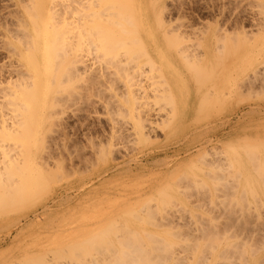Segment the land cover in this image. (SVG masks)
Here are the masks:
<instances>
[{
  "label": "rangeland",
  "instance_id": "obj_1",
  "mask_svg": "<svg viewBox=\"0 0 264 264\" xmlns=\"http://www.w3.org/2000/svg\"><path fill=\"white\" fill-rule=\"evenodd\" d=\"M26 1L0 0V84L11 91L5 92L7 101L16 99L11 94L19 89L14 86L20 80L25 81L23 84L33 81L23 65L29 52L22 47L28 42L25 47L21 44L25 39L21 31L30 28ZM66 1L51 0L56 13L63 12L61 17L67 14ZM152 1L134 0V5L151 18L137 23V37L148 45L169 47L170 66L162 75L167 84L159 76L150 77L158 73L147 71L149 65L144 66V74H136L137 80L131 85L122 77L109 82L103 68L99 70L106 63L89 53L93 57L90 55L92 59L89 57L86 65L94 71L81 73L80 69L75 74L73 70L70 81L69 75L60 77L65 70H58L63 72L60 74L56 71L59 76H53L54 71L51 76L56 79L46 77V94L44 90L40 94L46 104L41 102L43 107L40 103V108L29 109L20 133L9 139L0 135V169L3 153L20 161L12 165L13 175L5 173L0 181V264H112L114 248L119 249L125 241L131 243L126 238L136 234L132 230L137 231L136 243L141 238V247L147 246L142 250H150L156 241L158 245H154L161 244L163 250L172 242V247L169 243L164 249H172L165 253L170 257L162 261L158 258L160 264H264V174L257 173L260 165L264 172V112L255 109L264 105V84L261 87L259 83V78H264V0ZM48 11L45 9L46 15ZM61 17L57 14L56 21ZM22 19L28 22L26 30ZM17 21L20 32L15 30ZM14 64H22L29 78L24 70V76L17 78V66L11 67ZM9 68H13L10 73ZM98 70L102 77L95 79ZM255 71L256 78L260 76L257 81L252 79ZM167 89L174 104L168 101ZM163 95L168 100L162 99ZM15 101L10 102L16 106L6 100L0 102V128L16 123L15 113L19 111L15 109L19 110L20 102ZM129 101L136 102H131L136 110L130 104L129 108ZM140 110L148 113L145 115L152 121V129L140 132L136 128ZM170 116L174 119L168 122ZM185 143L188 152L182 151L177 160L165 158V150ZM253 150L258 152L257 163L248 157ZM150 153L156 159L146 163L143 158ZM136 162L141 165L129 170L127 165ZM248 179L256 196L251 195L254 191H247ZM46 204L51 209L43 213ZM27 216L30 219L26 220ZM97 247L110 250L99 253L95 252ZM145 249L144 253L149 252ZM154 251L147 253L152 257L148 261L154 263L153 254L165 256L160 249ZM146 260L139 264H146Z\"/></svg>",
  "mask_w": 264,
  "mask_h": 264
},
{
  "label": "bare ground",
  "instance_id": "obj_2",
  "mask_svg": "<svg viewBox=\"0 0 264 264\" xmlns=\"http://www.w3.org/2000/svg\"><path fill=\"white\" fill-rule=\"evenodd\" d=\"M25 1V0H24ZM31 1V3L29 2V0H27L26 2L30 5V6H28V4H26V5H24L25 6V10H26V8H27V10L25 11L24 9V11L26 12V13H28L27 14V16L30 18L29 19V25H30V28H29V30L27 31L26 29V23H28V22H24L25 20L24 19H22V21L24 22V24H25V27L23 28V29H25L26 31H23L22 30V27H19L20 26V24L18 23V21L21 23V21L20 20H18L17 21V23L19 24V25H17L18 27L15 29L16 30V32H20L21 30V32H22V34L24 35H22L21 34V37L24 39V37H25V39H27L26 41H25V39L23 40L21 37H20V39H22L23 40V43H21V44H23V46L25 47V44H27V42H28V44H27V47H25V48H23L22 47V49H24V50H28V52L29 53H27L26 52V55H24V61H25V63H23V65L25 66V68H26V70L29 72V75H28V72L26 71V70H24V66L22 65V64H20V66H18V64L16 65V64H14L13 66H11V67H14L15 65L17 66V68H15L14 69V73L16 74L15 76H17V75H19L20 77L21 76H24V75H22L25 71L27 72V73H24V74H26L25 75V77H27V75L30 77V75L33 77V81H32V83L31 82H29L30 84H26V85H28V87H26V86H24L25 84H23V82H25L24 80H23V82L20 80V82H21V84H20V82L19 83H17V84H15V86L14 87H16V89L17 88H19L18 90H14V92H12V94L11 95H13L14 96V98L16 97V99H12V100H16L15 102H17V99H18V101L20 102V106H19V110L18 109H15V110H17V111H19V112H17V115H16V113H15V120L17 119V121H14V123L16 124H14V125H9V126H7V125H5V126H3V127H1L0 128V130H1V132H0V135H1V137H4L5 139H9V137L10 136H12V135H15V134H18V133H20V131L21 130H23L24 129V124H25V121H24V119H27L28 118V114H29V109H31V108H35V107H38V105L42 102V103H45L46 104V102L44 101L45 99L43 98V97H41V95H42V90H44V89H47V88H45V81H46V77H48L49 75L51 76L52 74H53V72H54V75L53 76H55V73H56V71H60V69H62V71L64 72V70H65V72H64V74H60V73H63V72H59L58 74H60L61 76V78H62V76L64 77V78H66L68 75L70 76L71 74L72 75H74V73H72V71L73 70H75L74 72H75V74L76 73H78V71H80V69H81V73L82 72H84L85 70V72H88V70L87 69H89V66L88 65H86V64H88V58L89 57H91L92 55L94 56V58H98V61H102L105 65H103L102 67H100V69L99 70H102V68H103V71L104 72H102V74H103V76H104V78L106 77V78H109V82L110 81H112V82H114L115 81V79H116V77H122V78H124L125 80H126V84H132V82H133V80H137V77H136V74H140L141 75V73L142 74H144V72H142L143 70H144V66L145 65H149V67L147 66L146 67V70L147 69H149V70H147V71H150L151 70V72H152V70H156L155 72H157L158 74H160V75H156L155 73V75L153 74H151V76L150 77H155L156 78V76H159L158 78H160L161 80H163L164 82H166V84L168 83V80L166 79V77L165 76H162V75H164L163 74V72H166L167 70H168V68H169V66H170V64H169V62L167 61V57L170 55V50H169V47L167 46V45H165V46H163V47H161V46H158V47H156V46H154L153 44H147V43H144V41L142 40V38H140V37H137V35H140L139 34V30H140V27H139V29H137L136 28V26H139L137 23H139V21L143 18H146V17H148L149 19H151L150 17H149V15H147L146 16V13L145 12H143V9L141 8V7H139V6H137V5H134L135 4V2H134V0H67L66 1V3H64V7H66L64 10V12L66 13L67 12V14H65L66 15V17H61L60 16V14H63V12L62 13H56V11H55V8H53V7H51V0H30ZM56 1V0H55ZM57 1H59V0H57ZM152 1V0H151ZM14 2V1H13ZM147 2H149V1H147ZM153 2V1H152ZM152 2L149 4V6L150 5H152ZM24 3V2H23ZM53 3V2H52ZM14 4V3H13ZM19 4H20V2H19ZM25 4V3H24ZM154 5H155V3H154ZM21 6H22V4H21ZM20 6V7H21ZM52 6H53V4H52ZM60 6V5H59ZM29 7H30V9H29ZM147 7H148V5H147ZM153 6H151V8H152ZM22 8H24L23 6H22ZM48 8V10H50V12L46 15V13H45V9H47ZM51 8V9H50ZM53 8V9H52ZM61 8V7H60ZM148 8H150V7H148ZM154 8V7H153ZM16 9V8H15ZM14 9V10H15ZM29 9V10H28ZM57 9H59V7L57 8ZM142 9V10H141ZM51 10H54V11H51ZM62 10V9H61ZM153 10V9H152ZM151 10V11H152ZM156 10V9H155ZM28 11V12H27ZM58 11H60V10H58ZM159 11V10H158ZM158 11H156L155 13H154V15H156V13L158 12ZM61 12V11H60ZM154 11H152V13H153ZM160 13V12H159ZM18 14H20V13H18ZM17 14V15H18ZM58 14V17H61L60 18V20L61 21H59L58 19V21H56V15ZM158 14V13H157ZM68 15V16H67ZM160 15V14H159ZM18 17V16H17ZM21 16H19V18H20ZM160 17V16H159ZM21 19V18H20ZM17 20V19H16ZM161 20V19H160ZM155 22V21H154ZM162 23V22H161ZM22 24V26L24 25L23 23H21ZM62 24V25H61ZM156 25H158V24H156L155 23V26ZM160 25V24H159ZM161 27V26H160ZM14 29V28H13ZM13 29H12V31H13ZM19 29V30H18ZM21 29V30H20ZM156 29H158V28H156ZM156 29H154V30H156ZM6 32H8V31H6ZM162 32V31H161ZM163 32H165V30H163ZM163 32H162V35H163ZM13 33V32H12ZM15 33V32H14ZM10 34H11V32H10ZM3 35V34H2ZM1 35V36H2ZM15 35H18V37H19V35L20 34H15ZM14 35V36H15ZM5 36V35H4ZM6 38V37H5ZM162 38H163V36H162ZM13 39V38H12ZM20 39L18 40V41H20ZM15 40V39H14ZM16 40H17V38H16ZM24 42H26V43H24ZM17 43H19V42H17ZM16 43V44H17ZM21 44H19V45H21ZM28 45H29V47H28ZM22 46V45H21ZM16 49L17 50H19L18 48H15V51H16ZM13 50V49H12ZM14 51V50H13ZM12 51V52H13ZM11 52V53H12ZM14 53V52H13ZM17 53V52H16ZM24 53V52H23ZM89 53H92V55L91 54H89ZM22 54V53H21ZM86 54H89V55H87L86 56ZM95 54V55H94ZM15 55V54H14ZM18 55V54H17ZM91 55V56H90ZM16 56V55H15ZM19 56V55H18ZM84 56H86L87 58V63L85 62V59H84ZM92 56V57H93ZM183 56V55H182ZM92 57L90 58V59H92ZM184 58L186 57V55H184L183 56ZM21 58V57H20ZM93 58V59H94ZM187 58V57H186ZM22 59V58H21ZM89 59V60H90ZM101 59V60H100ZM95 60V59H94ZM186 60V59H185ZM96 61V60H95ZM187 61V60H186ZM92 62V61H91ZM94 62V61H93ZM97 62V61H96ZM102 62H100V63H102ZM190 62V61H189ZM12 63V62H11ZM102 63V64H103ZM90 64V63H89ZM98 64V63H97ZM12 65V64H11ZM93 65H94V63H93ZM99 65V64H98ZM23 66V67H22ZM10 67V68H11ZM62 67V68H61ZM91 67V66H90ZM97 67H99V66H97ZM9 68V69H10ZM65 68V69H64ZM95 68V67H94ZM106 68V70H104ZM79 69V70H78ZM83 69V70H82ZM98 68H95V70H97ZM12 70H13V68L12 69H10V70H8L9 71V73H10V71L12 72ZM23 70H24V72H23ZM90 70H92V68H90L89 69V72L91 73V71ZM99 70L97 71V73L99 72ZM92 71H94V70H92ZM145 71V70H144ZM160 71H162L161 73H159ZM257 72H259V70H256ZM255 71V73H256V75H254L253 74V76L254 77H252V79L253 78H255L256 79V81H257V79L260 77H257L256 78V76H257V72ZM264 71V70H263ZM17 72V73H16ZM88 72V73H89ZM101 72L100 73H98V74H96V71H95V74L94 75H96L95 76V79L96 78H100V76H99V74H101ZM141 72V73H140ZM254 72V71H253ZM19 73H21V74H19ZM146 73V72H145ZM261 73H263V72H261ZM13 74V73H12ZM57 74V73H56ZM57 74V75H58ZM66 74V77L64 76ZM86 74V73H85ZM106 76H105V75ZM260 74V73H259ZM71 75V76H72ZM81 75V74H80ZM139 75V76H140ZM252 75V74H251ZM59 76V75H58ZM69 76L67 77V79H69V81L71 80V76H70V78H69ZM78 76V75H77ZM138 76V75H137ZM139 76H138V79H139ZM148 76V75H147ZM249 76V75H248ZM264 76V75H263ZM29 77H27V78H29ZM52 77V76H51ZM50 77V78H51ZM60 77H58V78H60ZM74 77V76H73ZM72 77V78H73ZM76 77V76H75ZM91 76H89V78H90ZM93 74H92V78H90V79H93ZM102 77V76H101ZM162 77V78H161ZM165 77V78H164ZM250 77V76H249ZM17 78H18V76H17ZM52 78H54V77H52ZM63 78V79H64ZM77 78V77H76ZM115 78V79H114ZM20 79V78H19ZM19 79H18V81H19ZM22 79V78H21ZM25 79V78H24ZM30 79H31V77H30ZM29 79V80H30ZM54 79H56V78H54ZM63 79H62V81H63ZM74 79V78H73ZM94 79V80H95ZM111 79V80H110ZM123 79V80H124ZM17 80V79H16ZM26 80V79H25ZM32 80V79H31ZM50 80L51 79H49L48 81L50 82ZM102 80H103V78L102 79H99V81H101L102 82ZM122 80V81H123ZM249 80V79H248ZM57 81V80H56ZM61 81V82H62ZM98 81V79L97 80H95L94 82H98V83H100L101 84V82H99ZM104 81H105V79H104ZM108 81H105V82H108ZM120 81V80H119ZM59 82V81H58ZM111 82V83H112ZM142 82V81H141ZM156 82V81H155ZM158 82V81H157ZM156 82V83H157ZM161 82V81H160ZM163 82V83H164ZM245 82V81H244ZM252 82V81H251ZM255 82V81H254ZM253 82V83H254ZM27 83H28V81H27ZM90 83H92V82H90ZM259 83H260V86L262 87V85L261 84H264V78H259ZM18 84H20V85H18ZM23 84V85H22ZM48 84V83H47ZM96 84V83H95ZM99 84V85H100ZM104 84V83H103ZM102 84V85H103ZM110 84V83H109ZM160 84V83H159ZM243 84V83H242ZM246 84V83H245ZM249 84H251V85H253L252 83H249ZM258 84V83H257ZM16 85H18V86H16ZM31 85V86H30ZM50 86H51V84H49ZM134 85V84H133ZM138 85V84H137ZM136 85V86H137ZM164 85V84H163ZM248 85V84H247ZM153 86V85H152ZM166 86V85H165ZM250 86V85H249ZM259 86V88L261 89V87ZM164 87V86H163ZM244 87H245V85H244ZM251 87V86H250ZM258 87V86H257ZM99 88H102V86H100ZM165 88V87H164ZM166 88H168V87H166ZM165 88V89H166ZM170 88V87H169ZM248 88V87H247ZM262 88H264V87H262ZM246 89V88H245ZM253 90H254V88H252ZM13 90V89H12ZM102 90V89H101ZM131 90V89H130ZM153 90V89H152ZM163 90V89H162ZM168 90V89H167ZM166 90V91H167ZM247 90V89H246ZM8 91H10V90H8ZM8 91H6V90H4V88H2V86H1V84H0V95H1V97L3 98V99H0L1 101L2 100H6V102H8L7 104H10L11 102H12V100H9V101H7L8 99H6L5 97L8 95V93H5V92H8ZM45 91V94H46V90H44ZM99 91V90H98ZM169 91V90H168ZM249 91V90H248ZM252 91V90H251ZM11 92V91H10ZM9 92V93H10ZM130 92V91H129ZM134 92V91H133ZM49 93V92H48ZM123 93V92H122ZM170 93V91L169 92H167V94L170 96V98L171 99H167L168 97H166L165 98V95H163V96H161V98L162 99H167L168 101H169V103L170 104H174L173 102H172V100H174V98H173V95H171V94H169ZM172 93V92H171ZM41 94V95H40ZM45 94H43V95H45ZM166 94V95H167ZM180 94V93H179ZM11 95H10V97H11ZM9 96V95H8ZM103 96V95H102ZM130 96V95H129ZM180 96H181V94H180ZM50 97V96H49ZM135 97V96H134ZM5 98V99H4ZM133 98H132V96L130 97V100H132ZM122 100V99H121ZM127 101H128V99H126ZM171 100V101H170ZM0 101V102H1ZM11 101V102H10ZM49 101V100H48ZM126 101V102H127ZM136 101V100H135ZM14 102V103H15ZM19 102H17V103H19ZM126 102H125V104H126ZM132 101H129V103H128V106H129V108H130V105H131V108L134 106V104L136 103V102H139V101H136V102H132V103H134V104H132L131 103ZM172 102V103H171ZM13 103V102H12ZM11 103V105H13ZM17 103H15V104H17ZM42 103H41V107H43L42 106ZM48 103V102H47ZM111 103V102H110ZM167 103V102H166ZM168 103V104H169ZM49 104V103H48ZM130 104V105H129ZM200 104H201V102H200ZM203 104V103H202ZM19 105V104H18ZM263 105V104H262ZM13 106H16V105H13ZM128 106H127V108H128ZM150 106V105H149ZM173 106V105H172ZM261 107V108H260ZM15 108H17V107H15ZM38 108H40V105H39V107ZM166 108V107H165ZM249 108H250V106H249ZM133 109L134 110H136L135 109V106L133 107ZM132 109V110H133ZM251 109H252V107H251ZM256 110H258V111H260V112H264V105L263 106H258V108H255ZM134 110H133V112H134ZM149 110V109H148ZM172 110V109H171ZM254 110V109H253ZM145 111L146 110H140V111H138V114H137V112H135V113H133V114H137L136 116H137V119H135L136 120V125H137V129L141 132L142 130L143 131H145L144 130V128L146 129H149V128H151V123H152V121L150 122L149 121V118L145 115L146 113H145ZM139 112H140V114H139ZM149 112V111H148ZM128 113V112H127ZM1 114V113H0ZM131 115H133L132 113H130ZM148 114V113H147ZM174 114V113H173ZM2 115V114H1ZM171 115V114H170ZM176 115V114H175ZM40 116V115H39ZM134 116V115H133ZM166 116H167V114H166ZM169 116V115H168ZM13 117V116H12ZM132 118V117H131ZM165 118V117H164ZM168 119H170L168 122H171V120L172 119H174L173 117L171 118V116H170V118L169 117H167ZM167 118H166V120H167ZM134 119V118H133ZM138 120V121H137ZM163 120V119H162ZM154 121V120H153ZM164 121V120H163ZM173 121V120H172ZM158 122V121H157ZM166 123L167 122H165V125H166ZM3 125V124H2ZM167 125H168V123H167ZM115 126V125H114ZM167 127V126H166ZM152 128H153V126H152ZM151 128V129H152ZM110 129V128H109ZM113 129V128H112ZM155 129V128H154ZM125 130V129H124ZM119 131V130H118ZM148 131V130H147ZM160 131V130H159ZM116 132V131H115ZM146 134V133H145ZM148 134V133H147ZM147 136V135H146ZM149 136V135H148ZM157 136V135H156ZM159 136V135H158ZM150 138V137H149ZM156 139V138H155ZM186 142V141H185ZM182 144H184V141H183V143ZM180 144H178V145H175V146H173V147H175L172 151H170L169 149L168 150H165L164 151V154H165V158L166 159H168V161L170 160L171 161V159H176L177 160V158H179V156H180V153L182 152V151H187L188 152V150H189V146L185 143V145H183V146H179ZM93 148H94V146H93ZM260 149V148H259ZM170 151V152H169ZM205 151H206V149H205ZM255 150H253V151H251L249 154H248V157L252 160V161H254V163L256 162L257 163V155H256V153H258V152H254ZM263 151V150H262ZM47 153V152H46ZM186 153V152H185ZM193 153V152H192ZM183 154H184V152H183ZM182 154V155H183ZM191 154V153H190ZM189 154V155H190ZM264 154V153H263ZM11 155V154H10ZM9 154L7 155V153H3V158H2V160H3V167H2V169H0V181H2L3 180V178H4V175H5V173H6V175H13L12 174V165H18L19 163H20V161L16 158V159H14L13 158V155H12V158H11V156H10ZM50 155V154H49ZM185 155V154H184ZM155 155L153 154V153H150V154H148L147 156H145L143 159L145 160V162L147 163L148 161H150V160H153V159H156L155 157H154ZM193 156H195V155H193ZM192 156V157H193ZM0 157H1V155H0ZM51 157V156H50ZM50 157H47V158H50ZM264 157V156H263ZM8 158V159H7ZM186 158V157H185ZM249 159V160H250ZM47 160V159H46ZM49 160V159H48ZM175 160V161H176ZM251 161V162H252ZM261 161H263V160H261ZM261 161H260V163H261ZM182 162V161H181ZM250 162V161H249ZM145 163V164H146ZM171 163V162H170ZM144 164V163H143ZM142 164V165H143ZM263 164V163H262ZM139 165H141V162H139V163H135L133 166L132 165H130V164H128L127 165V167H128V169L129 170H135L137 167H139ZM255 165V164H254ZM258 166H259V164H257ZM256 165V166H257ZM262 165H260V170L259 169H257V170H259L257 173H261V174H264V172L262 173V168H263V166L261 167ZM140 167H142V166H140ZM248 167V166H247ZM258 168V167H257ZM9 169V170H8ZM8 170V171H7ZM7 171V172H6ZM227 173H230V171L229 172H227ZM231 174V173H230ZM261 174H258V177L259 176H261ZM218 176V175H217ZM222 176V175H221ZM237 176V175H236ZM239 176V175H238ZM159 177V176H158ZM257 177V178H258ZM262 177V176H261ZM264 178V177H263ZM16 180V179H15ZM264 180V179H263ZM8 181V183H11V182H13V181H11V180H7ZM248 181H249V179H248ZM247 181V182H248ZM235 182V181H234ZM250 183H246V187H247V191L249 192L250 191V193L251 192H253L252 191V183H251V181H249ZM259 183H260V181H259ZM219 185H220V183H219ZM224 186H228V184H226V185H224ZM224 186H223V188H224ZM229 187V186H228ZM248 188H249V190H248ZM261 188H262V186H261ZM264 188V187H263ZM229 189V188H228ZM158 190V189H157ZM263 190V189H262ZM264 191V190H263ZM159 192V191H158ZM224 192V191H223ZM142 193H144V191L142 192ZM157 193V192H156ZM227 193V192H226ZM252 194H255V191H254V193H251V195ZM144 195V194H143ZM142 195V196H143ZM254 196H256V194L254 195ZM245 197V196H244ZM250 197V196H249ZM240 198H242L241 196H240ZM255 198H258V197H255ZM251 199H253V197L251 198ZM243 200L244 201H246V198L244 199L243 198ZM256 200V199H255ZM258 200V199H257ZM239 201H242V200H239ZM243 201V202H244ZM246 202H248V201H246ZM250 204V203H249ZM255 204H257V202L255 203ZM259 204V203H258ZM53 205H54V202H53ZM246 205V204H245ZM247 205H248V203H247ZM246 205V206H247ZM252 204H250V206H251ZM262 205V204H261ZM245 206V207H246ZM257 206V205H256ZM241 207V206H240ZM244 207V206H243ZM243 207H242V209H243ZM247 207H249V206H247ZM142 207H140V209H141ZM149 208V207H148ZM147 208V209H148ZM51 208H50V205H48V204H46L45 206H43V208H42V212L44 213V212H46V211H49ZM132 209H133V207H132ZM140 209H138V210H140ZM143 209V208H142ZM229 209H230V207H229ZM228 209V210H229ZM246 209V208H245ZM248 209V208H247ZM237 210V209H236ZM244 210V209H243ZM257 210H258V208H257ZM148 211V210H147ZM234 211H235V209H234ZM234 211H233V213H234ZM247 212H248V210H246ZM245 211V212H246ZM243 212V211H242ZM229 213H230V211H229ZM232 213V212H231ZM232 213V214H233ZM244 213V212H243ZM232 214H231V217H232ZM260 214V213H259ZM33 215H39V213H36V212H34V214ZM168 215V214H167ZM260 215H262V214H260ZM229 218H230V214H229ZM261 218V217H260ZM25 219L26 220H28V219H30L28 216L27 217H25ZM256 219H258V216L256 217ZM165 220V219H164ZM229 220V219H228ZM231 220H233L232 218H231ZM230 221V220H229ZM259 221V220H258ZM172 222V221H171ZM256 223V222H255ZM258 223V222H257ZM23 225V224H22ZM21 225V226H22ZM261 225V224H260ZM263 225V224H262ZM264 226V225H263ZM259 227V226H258ZM22 228V227H21ZM130 230V229H129ZM131 232H133L132 234H137V231H131ZM145 232V231H144ZM125 233V232H124ZM135 234V235H136ZM152 234H154V232L152 233ZM167 234V233H166ZM174 234L175 233H173L172 234V236L174 237ZM134 235V236H135ZM134 236H130L131 237V239L132 238H134L133 240H131V239H129L128 237L126 238V240H128V241H131V243L129 242V244H127L126 243V241L125 240H123V242L125 241V243L124 244H122L123 245V248H122V245L121 246H119L118 245V248L119 249H117L116 250V247L113 249L114 250V253H115V255H112L113 257H115V261H117V262H115L111 257H110V259H112L113 260V262L116 264H129V263H134V264H139V261H141L140 263H142V261H144L145 260V258H147V260L146 261H148V259H151V258H148L147 256H148V254L149 253H152L154 250L155 251H159V249H160V253L162 254V256L163 255H165V253H167L168 251L169 252H171L172 251V249L170 248V246L172 247V245L173 244H171L170 243V241H169V243L171 244L170 246H168V248H170L169 250L168 249H166V250H164L165 248H166V246L169 244H167V245H164V247H163V250H162V248H161V244H159V246L160 247H156V245H154V244H157L158 242L156 241V243H152L151 245L153 246V247H155V248H151L150 250H153V251H150V250H148V248L147 249H145L146 247H145V245L143 246L142 245V247H145L144 249L145 250H148L149 252H147V253H144L145 251H144V249L142 250V247H141V244H140V239L138 240L139 241V244H138V241H137V243H136V238H138V236H136V238L134 237ZM150 235H148L147 237H149ZM153 236H156V235H152V237ZM176 236V235H175ZM126 237V236H125ZM151 237V238H152ZM158 237H159V235H158ZM163 237V236H162ZM165 237V236H164ZM167 237V236H166ZM123 238V237H122ZM170 238V237H169ZM124 239V238H123ZM144 238L142 237V240H143ZM150 239V238H149ZM147 239L146 241H152V239ZM156 239V238H155ZM159 239V238H158ZM161 239V238H160ZM160 239L158 240V241H160ZM163 239V238H162ZM165 239H167V238H165ZM4 240V239H3ZM100 240V239H99ZM115 240H117L118 241V239H115ZM157 240V239H156ZM171 240V239H170ZM1 241V240H0ZM6 241V240H5ZM117 241H115V242H117ZM162 241V240H161ZM160 241V242H161ZM163 241H164V239H163ZM153 242H155V240L153 239ZM164 242H166V241H164ZM174 242H176V241H174ZM184 242H185V240H184ZM183 242V243H184ZM5 242H2V244H4ZM112 243V242H111ZM141 243H142V241H141ZM142 244H144V242L142 243ZM146 244H148V243H146ZM164 244V243H163ZM235 244H236V242H235ZM105 245V244H104ZM107 245V244H106ZM113 245V244H112ZM149 245H150V242H149ZM151 245H150V247H151ZM158 245V244H157ZM213 245V244H212ZM237 245V244H236ZM235 245V246H236ZM0 246H1V242H0ZM100 246V245H99ZM185 246V245H184ZM187 246H189V245H187ZM233 247H234V245H232ZM231 246V247H232ZM191 247V246H190ZM214 247V246H213ZM213 247H211V248H213ZM237 247H238V245H237ZM100 249L102 248V247H99ZM98 247H97V249L99 250H97V251H95V252H102V250H104L105 251V249H107L108 248V250H110L111 249V251H113L112 250V247L110 246V249H109V247H106L105 249H101V251H100V249H99ZM210 248V249H211ZM218 248V247H217ZM236 248V247H235ZM187 249V248H186ZM214 249V248H213ZM225 249V248H224ZM228 249H230V248H228ZM249 249V248H248ZM141 250H142V252L145 254L144 256H143V253L141 252ZM171 250V251H170ZM200 250V249H199ZM203 250V249H202ZM206 250V249H205ZM226 250V249H225ZM232 250V249H231ZM103 251V252H104ZM154 251V253H156ZM164 251V252H163ZM204 251V250H203ZM212 251V250H211ZM210 251V252H211ZM221 251V250H220ZM234 251H235V249H234ZM238 251V250H237ZM245 251V250H244ZM107 252V251H106ZM200 252H202V251H200ZM199 252V253H200ZM205 252V251H204ZM207 252V251H206ZM222 252H223V249H222ZM225 252V251H224ZM255 252H257V251H255ZM254 252V253H255ZM111 253H113V252H111ZM159 253V252H158ZM198 253V254H199ZM234 253V252H233ZM244 253V252H243ZM248 253V252H247ZM108 254H110V253H108ZM107 254V255H108ZM171 254V253H170ZM202 254H203V252H202ZM219 254V253H218ZM217 254V255H218ZM221 254H223V253H221ZM235 254V253H234ZM240 254V253H239ZM242 254V253H241ZM251 254V253H250ZM154 255H155V257H154ZM160 255V254H159ZM157 256V254H153V258L155 259L156 258V256H157V258H156V261L153 259V261H154V263L152 262V260H149L148 261V264H149V262H150V264H157V263H155V262H158L159 264H160V262L159 261H162L161 259H164V257H166V255L165 256H161L162 258H160V256ZM200 255H201V253H200ZM204 255H205V253H204ZM235 255H237L238 256V254H235ZM93 256V255H92ZM101 256V255H100ZM109 256V255H108ZM108 256H107V258H108ZM246 256V254L244 255V257ZM251 256V255H250ZM94 257V256H93ZM97 257V256H96ZM102 257H104V256H102ZM150 257V256H149ZM169 257H170V255H169ZM168 256L166 257V258H169ZM198 257V256H197ZM200 257V256H199ZM241 257H243V256H241ZM243 257V258H244ZM105 258V257H104ZM141 258V260H139ZM144 260H143V259ZM160 260H159V259ZM173 258V257H172ZM217 258V257H216ZM159 261H158V260ZM242 259V258H241ZM258 259V258H257ZM105 260V259H104ZM164 260H166V259H164ZM202 260V257L200 258V260L199 261H201ZM206 260H208V259H206ZM97 261V260H96ZM145 261V263L147 264V262ZM246 261V260H245ZM152 262V263H151ZM196 262V261H195ZM204 262V261H203ZM247 262V261H246ZM245 262V263H246ZM114 263H112V264H114ZM144 263V262H143ZM199 263H201V262H199ZM111 264V263H110ZM163 264V263H162Z\"/></svg>",
  "mask_w": 264,
  "mask_h": 264
}]
</instances>
